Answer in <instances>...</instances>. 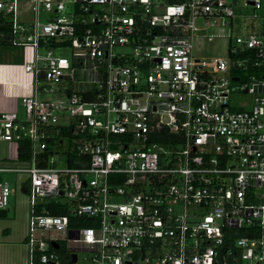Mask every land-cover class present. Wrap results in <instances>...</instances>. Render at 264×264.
I'll use <instances>...</instances> for the list:
<instances>
[{"label":"built area","instance_id":"built-area-1","mask_svg":"<svg viewBox=\"0 0 264 264\" xmlns=\"http://www.w3.org/2000/svg\"><path fill=\"white\" fill-rule=\"evenodd\" d=\"M245 2L256 18L261 0ZM238 19L230 0H0V46L27 52L10 65L30 88L24 120L0 110V173L18 175L0 178V209L26 195L27 264L79 248L92 264H264V25L233 38ZM198 22L225 57L195 54ZM58 233L78 247L60 253Z\"/></svg>","mask_w":264,"mask_h":264},{"label":"rangeland","instance_id":"rangeland-1","mask_svg":"<svg viewBox=\"0 0 264 264\" xmlns=\"http://www.w3.org/2000/svg\"><path fill=\"white\" fill-rule=\"evenodd\" d=\"M232 1V9L235 15L239 16L238 20L234 21L233 27H232V36L234 38L235 35H247L249 33H256L261 34L263 32V25H264V0H261L262 6L260 9L256 11L257 17L252 18V14L254 12V9L252 6L248 5L245 1L246 0H230ZM21 14L18 16V19L24 20V24L30 22L32 20V13L27 10L26 6H21L20 8ZM40 20L44 21L46 19L45 14H40ZM197 26H200L201 28L205 27L201 31L197 32L199 36H201V39L198 40L196 43V51L195 54L200 55L202 58L210 60L214 57H225L226 56V42L225 39L222 37L213 38V40H209L207 36H212L214 33H217V30L213 27L204 26L200 22L197 23ZM224 34L225 32H219ZM41 46L38 49V53L40 55L45 54V50ZM121 49V48H120ZM59 50V51H58ZM55 51V54L59 56H63L70 59L71 54V48L69 46L58 49ZM118 50V48L116 49ZM27 58V52L24 50V48L19 46H12V45H1L0 46V62L9 63L12 65L21 64L25 61ZM71 61V59H70ZM14 71L18 70L17 68L11 67ZM255 71H246V70H240L239 74L242 78L246 76L247 73ZM221 75V74H220ZM82 79L85 81V77L80 75H76L75 78ZM26 77H22L21 80H25ZM75 80L71 83L72 90H79L82 85H84V82L78 83ZM80 84V85H79ZM233 85L236 84V82L233 81ZM47 88L51 87L50 85H46ZM61 92L58 91L57 88H55L54 91H48L46 93L40 92L37 97L40 100H51V101H57L64 97L63 93L60 95ZM19 101V111H18V118L23 121L24 120V112L21 106V98L18 99ZM5 153V145L3 143H0V154ZM60 157H55V165L60 166L61 163L59 162ZM0 178L2 181L6 180L10 183L11 187H16V180L18 178V175L12 172H1ZM59 201L61 203H66L67 200L64 197L59 198ZM69 205V203H68ZM67 205V206H68ZM8 216L5 219H0V221H3L4 224L2 225L3 228L6 229V231H14V233L19 237L22 238V241L24 243V247L20 251L19 248L13 247L11 248L12 251L4 256L3 259L0 258V264H27L28 260V253H27V247H26V235L28 231V216H29V207L26 203V195L22 193L21 191H15L13 194L10 195L9 198V206H8ZM21 231V233L19 232ZM46 236L48 238L51 237L50 233H47ZM57 236L62 240L60 243L61 249H58V251L62 254H68L70 253L71 247H78L77 243H74L61 233H58ZM81 247V246H80ZM77 255L78 260L75 263H65V264H92V257L94 255L93 251H90L88 249H77Z\"/></svg>","mask_w":264,"mask_h":264},{"label":"crops","instance_id":"crops-1","mask_svg":"<svg viewBox=\"0 0 264 264\" xmlns=\"http://www.w3.org/2000/svg\"><path fill=\"white\" fill-rule=\"evenodd\" d=\"M59 51V50H58ZM0 64H4L0 66V110L1 109H16L17 113L20 109L18 99L21 98L22 95L28 93L30 91L29 85L23 80V73L20 70H13L9 63L0 62ZM66 84V83H65ZM64 85L61 84L57 86L59 92L63 93L65 97ZM60 93V95H62ZM62 96L61 99L64 98ZM22 106V103H21ZM23 109V107H22ZM24 112V111H23ZM4 224L3 221H0V258L3 259L4 256L12 251L11 248L17 247L21 251L24 247V243L22 238H19L14 231H6L5 228L2 227ZM21 233V231L19 230ZM52 246V245H51ZM60 247L57 248L61 249ZM54 248V247H53ZM56 249V248H55Z\"/></svg>","mask_w":264,"mask_h":264},{"label":"trees","instance_id":"trees-1","mask_svg":"<svg viewBox=\"0 0 264 264\" xmlns=\"http://www.w3.org/2000/svg\"><path fill=\"white\" fill-rule=\"evenodd\" d=\"M28 145L29 144H27V141L21 142V144H20L21 159H25L29 156V154H28L29 146ZM49 208H50V212L53 214H63L67 210L66 205H63V204L54 205V206H51ZM70 225L73 226V223L71 222ZM81 226H87V223L82 222ZM35 264H39V263L35 262Z\"/></svg>","mask_w":264,"mask_h":264},{"label":"water","instance_id":"water-1","mask_svg":"<svg viewBox=\"0 0 264 264\" xmlns=\"http://www.w3.org/2000/svg\"><path fill=\"white\" fill-rule=\"evenodd\" d=\"M234 79H237V78H234ZM7 216H8V208L0 209V219H5V218H7ZM51 245H52V247H54L56 249L59 247V244L56 243L55 241H52ZM76 260H77V254L75 252H73L71 254L70 263H74V262H76Z\"/></svg>","mask_w":264,"mask_h":264},{"label":"flooded vegetation","instance_id":"flooded-vegetation-1","mask_svg":"<svg viewBox=\"0 0 264 264\" xmlns=\"http://www.w3.org/2000/svg\"><path fill=\"white\" fill-rule=\"evenodd\" d=\"M60 247V246H59Z\"/></svg>","mask_w":264,"mask_h":264}]
</instances>
